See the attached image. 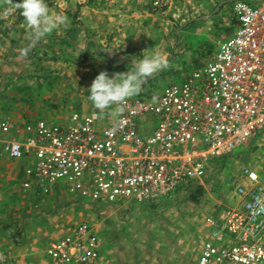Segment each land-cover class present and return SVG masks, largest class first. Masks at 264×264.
Instances as JSON below:
<instances>
[{"label": "built area", "instance_id": "2783aa9c", "mask_svg": "<svg viewBox=\"0 0 264 264\" xmlns=\"http://www.w3.org/2000/svg\"><path fill=\"white\" fill-rule=\"evenodd\" d=\"M176 0H153L166 14ZM233 35L219 41L211 60L158 99H130L117 126L97 112L38 119L24 140L2 141L12 159H30L21 190L45 196L63 187L82 207L159 204L185 187L203 185L213 163L264 144V0H233ZM13 125L0 121V134ZM234 192L236 203L208 215V239L198 264H264V180L250 168ZM102 247L87 223L52 241L47 264H99ZM0 253V264L6 262Z\"/></svg>", "mask_w": 264, "mask_h": 264}, {"label": "rangeland", "instance_id": "374dc122", "mask_svg": "<svg viewBox=\"0 0 264 264\" xmlns=\"http://www.w3.org/2000/svg\"><path fill=\"white\" fill-rule=\"evenodd\" d=\"M152 1L53 0L51 2L50 0L48 3L54 10L68 16L71 35L77 37L79 34L82 39V7L91 5L94 10L102 11L98 13H128L130 9L144 7L149 13L156 15L157 13L152 11ZM177 1L181 0H176L170 9L177 4ZM212 1L215 2L214 9L224 6L223 11L231 14L232 0ZM170 9L166 15H158L163 17L168 27L174 31L176 22L168 14ZM100 21H102L100 26L105 25V33L108 31L106 26L116 25L110 14L100 17ZM229 24L230 31H234L235 20L232 14L229 17ZM211 25L212 28L210 26L208 28L212 35L226 31L220 29L217 24ZM102 29L103 27L92 35L103 41L98 46L96 56L91 54V57H88L84 52L82 53V48L76 53L74 44L56 40L57 48L51 46L45 52L46 57L37 54L29 61L26 72L32 75V79H29L27 84L37 93L40 114L45 110L42 107L46 106L42 103L48 102L49 113L41 119L51 117L66 119L75 112L80 114L96 112L86 98L87 89L94 78L101 71H106L111 76L131 67L122 65L123 62L120 63L116 58L106 56L116 29L113 28L114 32L107 34L101 33ZM137 36L136 41L139 40L146 45L145 34ZM152 45L151 42L149 46ZM213 45L208 43L200 50L189 48L176 53L174 50L172 52L168 50L165 58L167 65L170 55L177 59V65L156 73L150 78V82L144 84L141 93L155 96L168 85L182 83L191 72L203 68L211 60L210 54L215 52ZM138 51L137 55L143 50ZM199 52L204 54L201 59L197 58ZM185 53L187 59L183 62ZM34 99L33 97L32 101ZM24 101L30 104L29 99L25 98ZM101 117L103 124L113 120L106 113ZM219 161V164L213 163V168L203 181L201 189L197 185L187 186L183 191L173 194L170 199L159 204L130 202L114 209L84 207L73 209L69 211L72 219L70 227L80 223L90 225L98 236L103 254L112 261L111 264H198V257L208 239L205 218L211 214L216 216L236 203L235 189L245 182L241 178V171L250 168L264 180V144L255 141L249 147L237 150ZM70 206L66 204L64 207Z\"/></svg>", "mask_w": 264, "mask_h": 264}, {"label": "crops", "instance_id": "0c3cea01", "mask_svg": "<svg viewBox=\"0 0 264 264\" xmlns=\"http://www.w3.org/2000/svg\"><path fill=\"white\" fill-rule=\"evenodd\" d=\"M214 3L212 0L177 1L168 13L176 22L174 31L163 17L149 13L144 7L130 9L128 13H98L102 11L86 5L82 7V39L79 34L77 37L71 35L69 23L67 29L45 34L40 40L33 41L22 23V17L17 16L14 21L0 19V121L9 120L13 125L9 135L0 134V253L7 257L4 264H47L45 251L49 244L69 234L77 226L70 227L72 219L69 211L82 209L76 197L61 186H54L45 196H37L33 191L24 193L20 186L21 175L31 163L30 159H12L2 151L3 140H24L28 135L25 126L49 113L48 102L42 103L46 105L42 107L45 110L39 113L37 93L27 84L32 79V75L26 72L29 61L37 54L46 57L45 52L51 46L57 48L56 40L74 44L76 53L82 48V53L88 57L91 54L96 56L98 46L103 41L92 35L102 27L103 34L116 29L106 56L118 59L120 63L123 62L122 65L132 66L133 56V60L140 59L137 56L139 49L154 48L164 59L168 50H174V53L189 48L200 50L208 43L214 44L212 47L216 50L218 42L231 37L234 31H230L229 24L231 5V14H227L223 11L224 6L214 9ZM7 6V0H0V12ZM107 14L115 20L116 25L106 26L108 31L105 33V25L100 26V17ZM211 24H217L226 31L212 35L208 28H212ZM139 34H145L146 45L136 41ZM151 42L153 45L150 47ZM186 53L183 62L187 59ZM203 56V52H199L197 58ZM173 65H177V59L170 55L168 67ZM25 98L30 100L29 105ZM66 204L71 206L65 208ZM100 262L111 264L112 261L102 252Z\"/></svg>", "mask_w": 264, "mask_h": 264}, {"label": "clouds", "instance_id": "9594fccd", "mask_svg": "<svg viewBox=\"0 0 264 264\" xmlns=\"http://www.w3.org/2000/svg\"><path fill=\"white\" fill-rule=\"evenodd\" d=\"M8 6L0 12V19L9 18L14 21L17 16L22 17V23L33 41H38L45 34L67 29L69 18L49 6L47 0H7ZM143 50L141 58L133 60L132 66L124 72H116L111 76L101 71L87 89V100L91 102L97 114H107L120 123L126 103L139 95L144 84L156 73L168 67L164 57L153 50ZM158 98L152 97L155 103Z\"/></svg>", "mask_w": 264, "mask_h": 264}, {"label": "trees", "instance_id": "16d2710c", "mask_svg": "<svg viewBox=\"0 0 264 264\" xmlns=\"http://www.w3.org/2000/svg\"><path fill=\"white\" fill-rule=\"evenodd\" d=\"M75 50V49H74ZM151 80L149 79L147 82H150ZM144 93H140L139 95H143ZM138 96V95H137ZM220 163V161L218 160L217 161V164H219Z\"/></svg>", "mask_w": 264, "mask_h": 264}]
</instances>
